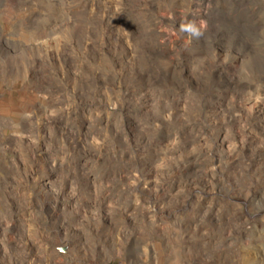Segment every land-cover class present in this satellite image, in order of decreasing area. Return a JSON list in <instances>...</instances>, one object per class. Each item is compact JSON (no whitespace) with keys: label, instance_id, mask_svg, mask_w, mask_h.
<instances>
[{"label":"rangeland","instance_id":"1","mask_svg":"<svg viewBox=\"0 0 264 264\" xmlns=\"http://www.w3.org/2000/svg\"><path fill=\"white\" fill-rule=\"evenodd\" d=\"M0 264H264V0H0Z\"/></svg>","mask_w":264,"mask_h":264}]
</instances>
